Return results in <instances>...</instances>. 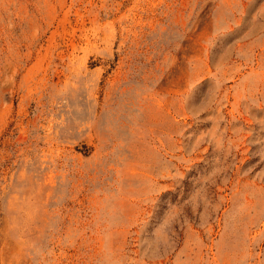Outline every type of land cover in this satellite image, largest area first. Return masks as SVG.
I'll return each mask as SVG.
<instances>
[{
	"label": "rangeland",
	"instance_id": "374dc122",
	"mask_svg": "<svg viewBox=\"0 0 264 264\" xmlns=\"http://www.w3.org/2000/svg\"><path fill=\"white\" fill-rule=\"evenodd\" d=\"M0 264H264V0H0Z\"/></svg>",
	"mask_w": 264,
	"mask_h": 264
}]
</instances>
